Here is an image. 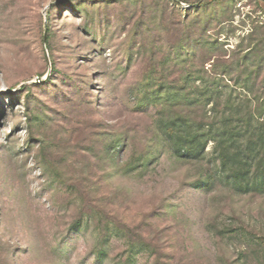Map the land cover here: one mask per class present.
I'll use <instances>...</instances> for the list:
<instances>
[{"label":"rangeland","instance_id":"374dc122","mask_svg":"<svg viewBox=\"0 0 264 264\" xmlns=\"http://www.w3.org/2000/svg\"><path fill=\"white\" fill-rule=\"evenodd\" d=\"M204 1L0 0V264H264V193L141 167L150 79L250 32L264 66V0Z\"/></svg>","mask_w":264,"mask_h":264},{"label":"trees","instance_id":"16d2710c","mask_svg":"<svg viewBox=\"0 0 264 264\" xmlns=\"http://www.w3.org/2000/svg\"><path fill=\"white\" fill-rule=\"evenodd\" d=\"M200 5L207 2L200 0ZM216 40L199 49L200 55L195 50L180 55L177 82L148 81L149 89L137 102L152 109L151 145L140 157L141 167L146 170L159 153L156 161L168 156L179 167L193 168L205 193L221 181L233 190L264 193V66L247 61L256 51L254 33L245 37L247 48L242 42L232 51L233 59L224 58L226 51ZM206 50L213 52L206 55ZM221 84L244 93L223 94Z\"/></svg>","mask_w":264,"mask_h":264}]
</instances>
